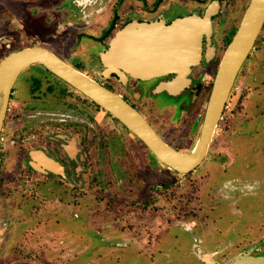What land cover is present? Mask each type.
<instances>
[{"label":"rangeland","instance_id":"374dc122","mask_svg":"<svg viewBox=\"0 0 264 264\" xmlns=\"http://www.w3.org/2000/svg\"><path fill=\"white\" fill-rule=\"evenodd\" d=\"M71 1L2 0L11 13H6L0 19V62L13 52L42 45L61 58L69 59L71 55L70 64L81 60V63H77L84 71L80 72L116 91L119 90L118 82L101 78L94 58L98 50L101 51V46L103 48L122 25L139 18L137 12L164 10L160 16L167 21L202 13L211 0H98L94 6L96 10L91 8L88 18L84 20H76L77 17L73 16L80 17ZM219 1L220 10L225 11V20L220 23L216 19L213 37L218 54L215 63L249 3V0ZM26 5L27 14L23 18L24 12L21 10ZM67 5L71 7L67 8ZM0 8H4V5ZM5 20L12 22L10 25L3 24ZM3 25L5 28L1 27ZM111 26V33H107ZM213 67L204 68L207 86L198 92L197 101L177 115L174 108L159 110L155 102L146 97L136 102L159 135L184 153L190 152L198 138ZM19 77L24 82L31 81L29 91L33 89L43 98L44 109L37 105L31 109L34 110L32 114L52 110L73 115L78 110L76 108L84 107L91 118V132L88 135H94L100 127L105 129V144L100 152H93L81 175L84 185L76 190L77 218L65 221L64 225L56 221L55 196H52L53 200L47 197L49 203L44 204L34 197L29 198V194L34 192L33 188L25 189V184H20L17 175L13 176L7 170L3 160L0 164V264H186L194 260L195 242L192 234L182 230L191 228L193 222L196 226L202 224L209 232L219 228L225 231L231 224L239 231L242 230L241 223L256 221L255 211L264 214V26L234 84L224 119L214 134L205 163L196 173L180 175L169 172L159 162L152 161V157L156 169L153 173V165L149 163L150 153L133 138L134 135L131 136L117 120L89 100H83L72 88L56 81L41 65L28 67ZM27 97L30 101V96ZM66 103L75 106V110H65ZM80 115H77L78 120L84 121L85 118ZM242 134L246 136H238ZM7 158L10 160L11 156ZM124 169L130 175L131 171L139 174L128 183L131 177L125 174L121 176V173H125ZM244 170L247 173L243 177L246 178L243 184L249 186L238 197L232 198L234 182H229L228 188H223L220 183L208 188L214 180L233 179L243 175ZM89 171L97 178L90 181L85 175ZM222 171H225L223 175ZM137 182L140 183L137 185L139 190L134 193L132 183ZM98 183L99 187L103 183L109 186L99 189ZM85 187L87 192L80 190ZM151 188H154V192H151ZM25 197L27 206L23 203ZM9 200L13 202L15 210L7 207L5 201ZM136 208L140 210L137 216L141 221L137 236L132 224L122 226L131 219L120 222L135 215ZM16 214L21 218L33 217V227L18 234V228H13L15 221H19ZM6 215L15 217L11 228L4 220ZM69 229L72 230L71 238L68 236ZM15 239L16 243L10 247L13 252L9 254L10 240ZM248 240V243L255 244V238ZM200 248L203 247L200 245ZM217 256L219 264H228L233 258L224 254Z\"/></svg>","mask_w":264,"mask_h":264},{"label":"flooded vegetation","instance_id":"af4514ba","mask_svg":"<svg viewBox=\"0 0 264 264\" xmlns=\"http://www.w3.org/2000/svg\"><path fill=\"white\" fill-rule=\"evenodd\" d=\"M6 2V0H3ZM98 0H72L71 4L72 7H74V11L79 13L80 17L76 16L73 14V16L77 17L76 20H84V18H88L90 13V9L94 8L95 9V4H97ZM214 2H217V9L216 12L211 16L210 22H211V34L209 35L208 38L205 36L202 38L201 41V58L199 60V63L190 69V73L187 76V79L189 80V83L187 86H185L183 89H181L177 94L171 95L167 93L166 91H160V87L164 84H167L175 78V75L170 73L166 74L163 76L155 77L149 80H139V79H134L130 77L127 73L123 72V77L124 79L122 80L119 76L113 73L108 72L107 64L106 61H104L103 56L105 55V52L107 51L109 44L111 42V39L105 43V46L102 48L101 46V51L98 50L96 57L94 58L95 61L98 63L99 68V75L101 78L104 80L108 79H114L118 82L119 90H113L111 86L101 84L102 86L106 87L107 89L115 92L120 98H122L127 104H129L131 107H133L139 114L143 117V119L148 123V125L153 129V131L163 140L167 145H169L161 135L157 132V130L154 128L153 125L145 118L144 114L142 113L141 108L136 104L137 101H140L141 98L146 97L149 100H152L155 102L159 110L161 111H166V109L169 108H174L176 110V115L179 114L180 112H183L186 107L190 104H194L197 101V94L200 90H203L207 85L206 81V75L204 74V68L207 66L210 68L211 66L214 65V67L211 69L213 71L212 77L210 78V84L207 90V97L205 101V107L202 111V121L203 117L205 114V109L206 105L208 102V98L212 89L213 81L219 66V63L221 61V58L231 42L233 36L235 35L240 22L242 20V17L250 3H249L240 18L238 24L232 31V34L230 33V37H228V41L226 45L224 46V50L222 52V55L218 57L217 62L215 63L217 54H218V49H217V44L214 41V30L215 27L217 26L216 19L220 21V23L225 20V11L223 12L220 10L221 4L219 0H211L206 7L204 8L202 13H192L189 15H198L202 16L205 9L213 4ZM2 3V0H0V4ZM4 5V8H0V19L2 16H4L6 13H11V10L5 3H2L0 7ZM71 5H67V8H70ZM27 8L28 6H24V9L21 11L24 12V15L27 14ZM96 10V9H95ZM34 11V10H33ZM164 12V10H155V11H147L143 13H138L140 14L139 18H133L129 22L125 23L122 25L116 32L124 28L127 24L132 23L133 21L137 23H150V22H159L162 21L165 25H168L171 21L177 19V18H182L184 16L180 17H175L172 20H165L160 16V13ZM188 16V15H186ZM7 22V23H6ZM12 20H5L3 21V24H11ZM83 22V21H82ZM2 24V22H1ZM62 25V24H59ZM58 25V26H59ZM64 26V25H63ZM264 26V23L262 25V28ZM5 28V25L1 26ZM7 27V26H6ZM261 28V30H262ZM260 30V32H261ZM115 32V33H116ZM259 32V33H260ZM114 33V34H115ZM259 35V34H258ZM105 37V36H104ZM103 37V38H104ZM102 38V39H103ZM258 38V36H257ZM257 38L254 42V45L247 55L245 61L241 65L235 81L231 87L230 93L228 95L224 110L220 116V119L218 121L217 127L215 128V132L219 128V124L222 123L224 119V113L227 110V102L229 99V96L231 95V91L234 87V84L236 83L239 74L241 73L242 68L247 64V61L250 58V54L254 49L255 43L257 41ZM106 37L104 38V40ZM103 40V41H104ZM101 41V40H100ZM36 47H42V45H37ZM44 48V47H42ZM47 49V48H45ZM53 52V51H51ZM58 58H60L62 61H64L66 64H68L70 67L76 69V70H81L84 71V68L78 64L79 62L81 63L82 61L79 60L76 62H73V64H70L69 60L72 58V56H69V59H64L61 58L59 55H57L55 52H53ZM78 62V63H77ZM215 63V64H214ZM216 68V70H215ZM48 74L53 76L56 81L58 82H63L62 80L58 79L54 75H52L50 72L46 70ZM84 74V73H83ZM20 76V75H19ZM16 79L14 86L12 88L10 98L8 101L7 105V110L5 114V118L3 121V126L0 132V164L3 162L6 165V168L9 172L12 173L13 176L17 175V178L21 180L22 185H24L25 189L27 187L33 188L34 192L29 194V198L34 197L36 198V201H39V203L44 204V203H49V199H52V196H55L54 199V206H55V212H56V221L58 223H61L64 225L65 221H69L71 219H75L76 217V190L81 188L84 183L81 178V175H83L84 169L86 168L85 166L87 165L86 163H89V159L92 158L93 152L94 151H101L103 144H105V129L103 130L101 127L99 128V131L96 132L95 139H93V136L88 135L90 133V128H91V118L89 111L86 110L84 107H79L76 108L78 109L75 114L70 115L67 113L63 112H57V111H50V110H41V112H36L35 114H32L31 109H34L37 105H41V108L44 109V105L42 102L43 98L42 96H39L38 94H35V92L29 91L31 84V81H22V77ZM87 76V74H86ZM35 79V77H32ZM18 80H20V83L18 84ZM26 83H29L28 86H26ZM67 87H70L67 85L65 82H63ZM34 88V87H32ZM72 90H74L72 88ZM53 93L54 91L51 90ZM49 91V93L51 92ZM77 92L76 90H74ZM43 93V92H42ZM79 93V92H77ZM80 94V93H79ZM43 95V94H42ZM83 97V100H86L87 98L84 97L82 94H80ZM27 96H30V101H28ZM195 99V101H194ZM89 100V99H87ZM90 101V100H89ZM90 103H92L90 101ZM94 104V103H93ZM95 105V104H94ZM43 106V107H42ZM65 110L66 109H72L73 111L75 110V106L71 105V103H66L65 105ZM98 107L97 105H95ZM49 108L48 106H45ZM72 107V108H71ZM74 107V108H73ZM99 108V107H98ZM102 112L105 114L109 115L106 113L104 110L99 108ZM31 110V111H28ZM26 111V112H24ZM82 114L84 121H80L78 116ZM78 115V116H77ZM81 116V115H80ZM110 116V115H109ZM111 117V116H110ZM112 118V117H111ZM114 119V118H113ZM116 120V119H115ZM201 121V125H202ZM251 122V121H249ZM120 123V122H119ZM96 124V123H95ZM121 124V123H120ZM122 125V124H121ZM123 126V125H122ZM124 127V126H123ZM125 128V127H124ZM201 129V126H200ZM258 130V129H256ZM78 133V134H77ZM214 134L212 137V141L214 138ZM133 136V135H131ZM199 136V135H198ZM238 136H246V135H238ZM118 137V136H117ZM119 138V137H118ZM138 142L139 140L133 136ZM252 138V137H249ZM198 139V138H197ZM112 140H115V137H112ZM120 141L121 137L119 138ZM197 141V140H196ZM211 141V143H212ZM122 143V142H121ZM120 143V144H121ZM196 143V142H195ZM210 143V145H211ZM195 145V144H194ZM193 145V147H194ZM207 149V153L209 150V147ZM170 147L176 149L177 151L182 152L178 148L169 145ZM145 147V146H144ZM191 148V150L193 149ZM122 148V147H121ZM236 148L238 150L239 145L236 144ZM16 150V153L14 151ZM99 149V150H98ZM190 150V151H191ZM235 149V151H237ZM148 151V150H147ZM239 151V150H238ZM106 152V150H105ZM149 152V151H148ZM150 153V152H149ZM184 153V152H183ZM103 155V154H102ZM7 156H11V159L9 160ZM207 156V154H206ZM153 157L152 161L154 162H159L151 153L149 154V163L150 165H153V173L155 169V164H152L151 158ZM205 159V158H204ZM47 161L51 162L52 165L49 168L47 166ZM151 161V162H150ZM162 168L164 170H167L169 172H174L175 171L171 170L170 168L166 167L163 165L161 162H159ZM205 161L203 160L201 164L196 167L193 171L190 173H196L199 168L203 167V164ZM137 166L140 165L139 161H137ZM245 166L244 168H246ZM161 168V169H162ZM127 169H129L127 167ZM222 170H225L223 168ZM229 169H227L228 171ZM125 173H121V176L124 174L127 177H131V179L128 181V183H131L133 181V177L138 176V172L131 171V175L124 169ZM150 172V173H152ZM223 172V173H222ZM221 174L223 175L225 171H222ZM91 172L85 173L87 178L90 179V181L94 180L97 178L96 176L90 174ZM189 173V174H190ZM247 173L246 170H244L243 175L225 180V181H220L212 183L211 186L208 188L211 189L212 186L215 184L217 185L218 183L223 184V188H228L229 182H234V185L231 189L232 194L234 196L238 197L237 195L240 194L241 192H245V189L248 190V184H243V182L246 181V178H243L244 175ZM178 174V173H176ZM217 180V179H216ZM140 183H132V189L135 193V191L139 190ZM89 187H91V183L88 184ZM100 186V183H98V187ZM108 183H103L100 188H105L108 187ZM85 189H80L84 190ZM214 188V187H213ZM136 189V190H135ZM11 190V189H9ZM151 192H154V188H151ZM87 192V191H86ZM138 194V193H137ZM36 196V197H35ZM47 197L49 199H47ZM6 199V198H5ZM7 200V199H6ZM45 200V201H44ZM27 198L25 197L23 200V203H27ZM7 204V207H10L11 210H15V207L13 205V202H8L5 201ZM51 202V201H50ZM28 204V203H27ZM26 204V206H27ZM35 204V202H34ZM41 204H38L41 206ZM138 204V203H137ZM136 204V205H137ZM264 209V207H262ZM140 212L138 208L135 209V215H132L128 218L121 219L120 222H125V220L131 219V221H127L122 224L125 225L126 223L132 224V228L135 229V234L136 236L139 234V217L137 214ZM244 212V211H243ZM247 212V211H246ZM245 213V212H244ZM259 211H255L256 214V221L253 223L249 224H244L241 223L240 226H242V230H239L235 227V225L231 224V227H228L227 230L223 231L222 229H218L217 231L209 232L207 228H205L202 224L197 225L194 224L191 228L186 227L182 231L188 234H192L193 241L195 242L194 245V250L196 251L195 253L193 252V261H188L186 264H219L218 261V256L219 254H224V255H230L233 258L228 262V264H233L237 260L241 259L242 257H251V258H264V214H258ZM19 221H15L14 227L13 228H18V234L23 233L24 231H27L28 228L33 227V222L34 218L31 217L28 219L27 217L21 218V215H18ZM246 215V214H244ZM134 216V217H133ZM149 216V214H148ZM14 215H6L4 216V220L8 222L9 228L12 227V221H13ZM24 219V220H23ZM186 220V219H185ZM184 220V221H185ZM55 221V222H56ZM195 221V220H191ZM221 221V220H218ZM239 225V224H237ZM121 226V229H122ZM150 226V224H148ZM199 229V230H198ZM233 229V230H232ZM237 229V230H236ZM127 229L124 230V232ZM71 232L72 230H68V236L71 238ZM74 232V230H73ZM231 233V234H229ZM255 238V244H250L248 243L250 238ZM11 245L8 247L9 251L7 252L9 254H12L13 249L10 248L12 244L16 243L15 240H10ZM71 248L74 247L73 242ZM200 245L203 248H200ZM174 246V245H173ZM69 247V246H68ZM23 248V247H21ZM209 253V254H208ZM207 254V255H205ZM217 256V257H216Z\"/></svg>","mask_w":264,"mask_h":264},{"label":"water","instance_id":"95a60500","mask_svg":"<svg viewBox=\"0 0 264 264\" xmlns=\"http://www.w3.org/2000/svg\"><path fill=\"white\" fill-rule=\"evenodd\" d=\"M217 2L208 6L202 16L188 15L165 25L162 21H133L114 34L105 55L108 72L122 80L123 72L139 80L174 74L173 81L160 87L171 95L188 85L191 67L201 58V41L211 34V16ZM264 23V0H250L240 25L219 63L208 98L201 129L193 149L188 153L167 145L143 117L115 92L70 67L53 52L42 47H26L6 56L0 62V132L8 101L18 76L38 64L92 103L120 122L163 165L180 175L198 167L224 110L236 75L251 51ZM51 162L47 166L51 168ZM52 169V168H51ZM233 264H264V258L242 257Z\"/></svg>","mask_w":264,"mask_h":264},{"label":"trees","instance_id":"16d2710c","mask_svg":"<svg viewBox=\"0 0 264 264\" xmlns=\"http://www.w3.org/2000/svg\"><path fill=\"white\" fill-rule=\"evenodd\" d=\"M112 29H113V27L111 26L110 28H109V30H108V32L107 33H111V31H112ZM106 36V35H105Z\"/></svg>","mask_w":264,"mask_h":264}]
</instances>
